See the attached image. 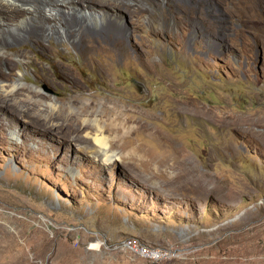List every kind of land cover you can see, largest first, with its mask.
I'll return each instance as SVG.
<instances>
[{
    "label": "rangeland",
    "instance_id": "obj_1",
    "mask_svg": "<svg viewBox=\"0 0 264 264\" xmlns=\"http://www.w3.org/2000/svg\"><path fill=\"white\" fill-rule=\"evenodd\" d=\"M110 1L118 62L58 35L44 39L51 52L0 46L11 82L50 96L0 104V264H264V0ZM50 101L95 107L101 126L123 110L127 132H107L108 149H135L132 165L104 162L95 121L77 135L19 113L47 117Z\"/></svg>",
    "mask_w": 264,
    "mask_h": 264
},
{
    "label": "bare ground",
    "instance_id": "obj_2",
    "mask_svg": "<svg viewBox=\"0 0 264 264\" xmlns=\"http://www.w3.org/2000/svg\"><path fill=\"white\" fill-rule=\"evenodd\" d=\"M113 2L110 0H0V46L7 50L15 47V53L25 55L27 51H23L18 46L27 45V42H31L34 46H37V50L51 52L52 48L44 42V39L58 35L71 40L72 47L88 59L92 60L99 51H106L111 55L110 57L114 62H118L120 54L126 50L123 46V38L120 37V24H117L118 11L115 8L119 6L112 4ZM125 8L132 17L140 14L131 5H125ZM7 50L0 52V78L2 79L0 80V104L10 107L16 112L15 108L9 105L10 98H18L23 95L25 99H35V106L38 102L50 99L48 94L35 91L29 87L19 88L17 83L11 82L16 75L17 63L13 58L14 53H8ZM55 68L56 73L58 72L61 78L70 81L78 89L84 88L80 85L81 82H79L78 77L65 64L55 63ZM102 70H105V68L102 67ZM104 72L108 75L109 68L106 67ZM40 81L53 82V79L49 73H45L40 76ZM47 103L52 106V109L48 110L49 115L47 117L41 116L42 113L40 114V112L42 110H37V112L34 111L35 109L20 110L19 113L31 116L30 122L34 125L44 127L53 125L56 130L69 131L77 135L83 133L87 128L83 125L87 120L89 122L95 121L96 127L92 137L104 149L102 155L104 162L112 163L113 160H121L124 163L133 162L136 155L135 149H129L128 151L123 149L124 153L122 154L109 153L108 149L109 145L113 146V140L117 142L127 132L124 131V128L127 127L130 120L120 117L123 110L117 106H112L115 115L106 113L101 115V119H107V121L104 120L105 125L101 126L98 122L99 119H97L99 116L93 118L95 107L93 110L88 109L83 113L75 114L73 105L58 106L53 101ZM73 103L76 104L74 101ZM90 105L92 104L90 103ZM83 114H91L93 119L84 118L86 115ZM61 120L62 122L59 123ZM76 121L82 123L77 124ZM107 132L111 135L114 134L113 140L110 139V134L107 135Z\"/></svg>",
    "mask_w": 264,
    "mask_h": 264
},
{
    "label": "built area",
    "instance_id": "obj_3",
    "mask_svg": "<svg viewBox=\"0 0 264 264\" xmlns=\"http://www.w3.org/2000/svg\"><path fill=\"white\" fill-rule=\"evenodd\" d=\"M132 247L133 248H139L138 245H133ZM142 251L144 253H146L147 255H150V256H153V257L160 256L162 254V252H160L158 250H149L147 248H142Z\"/></svg>",
    "mask_w": 264,
    "mask_h": 264
}]
</instances>
